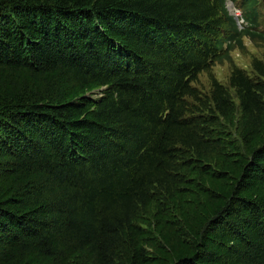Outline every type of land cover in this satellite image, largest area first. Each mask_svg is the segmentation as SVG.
Instances as JSON below:
<instances>
[{"label":"trees","instance_id":"trees-1","mask_svg":"<svg viewBox=\"0 0 264 264\" xmlns=\"http://www.w3.org/2000/svg\"><path fill=\"white\" fill-rule=\"evenodd\" d=\"M240 1L254 29L226 0H0V264H264V59L232 58L264 0Z\"/></svg>","mask_w":264,"mask_h":264},{"label":"rangeland","instance_id":"rangeland-1","mask_svg":"<svg viewBox=\"0 0 264 264\" xmlns=\"http://www.w3.org/2000/svg\"><path fill=\"white\" fill-rule=\"evenodd\" d=\"M226 7L228 11L229 17H234L236 21V13L230 7V5L226 2ZM244 47L247 50L246 54H241L239 51L235 50L232 53V58L234 63L243 69L246 72H250V61L251 58H256L258 60L264 59V45H253L249 40H244ZM231 70L227 64L216 65L213 69V75L217 77L218 81L223 85L227 86V78L230 75ZM213 76V77H214ZM195 87L198 88L202 95L207 94L210 89L209 78L206 74H200L198 81L194 84ZM100 92H93L92 94H88L87 96H91L92 98H99Z\"/></svg>","mask_w":264,"mask_h":264}]
</instances>
